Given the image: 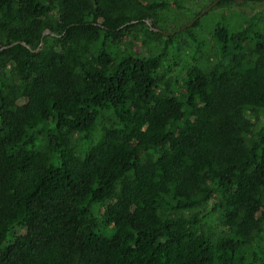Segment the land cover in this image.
Returning a JSON list of instances; mask_svg holds the SVG:
<instances>
[{
  "label": "trees",
  "instance_id": "trees-1",
  "mask_svg": "<svg viewBox=\"0 0 264 264\" xmlns=\"http://www.w3.org/2000/svg\"><path fill=\"white\" fill-rule=\"evenodd\" d=\"M166 6L0 0V264H264V32L171 79L121 47Z\"/></svg>",
  "mask_w": 264,
  "mask_h": 264
},
{
  "label": "rangeland",
  "instance_id": "rangeland-1",
  "mask_svg": "<svg viewBox=\"0 0 264 264\" xmlns=\"http://www.w3.org/2000/svg\"><path fill=\"white\" fill-rule=\"evenodd\" d=\"M141 1L143 3L165 1L167 6L157 11L155 26L151 21H147L146 26H138L125 39L121 47L129 48L134 53L156 54L166 42L164 37L156 35L157 32H162L164 36H175L180 52L174 55L171 52L172 54L161 70L163 75L171 79L180 78L181 71L189 67L193 56H196L201 63L208 59L215 61L217 47L212 38V31L219 21L225 20L228 27L237 32L245 29L249 20H252L255 28L264 32V0H240L221 7L211 0ZM203 12L205 13L199 17V26L193 30L197 39V42L193 43L185 31L191 28L195 17ZM197 45H201V48L196 53ZM117 189L120 191L119 185ZM213 228L216 232L219 231L217 226Z\"/></svg>",
  "mask_w": 264,
  "mask_h": 264
},
{
  "label": "water",
  "instance_id": "water-1",
  "mask_svg": "<svg viewBox=\"0 0 264 264\" xmlns=\"http://www.w3.org/2000/svg\"><path fill=\"white\" fill-rule=\"evenodd\" d=\"M204 13H205V12H203L201 15H203ZM201 15H200V16H201ZM200 16H199V17H200ZM4 49H6V48L3 47V48L0 49V51H1V50H4Z\"/></svg>",
  "mask_w": 264,
  "mask_h": 264
}]
</instances>
